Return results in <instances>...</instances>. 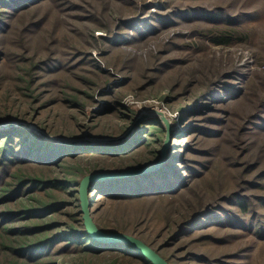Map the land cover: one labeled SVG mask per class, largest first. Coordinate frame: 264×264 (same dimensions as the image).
Wrapping results in <instances>:
<instances>
[{"label": "rangeland", "instance_id": "374dc122", "mask_svg": "<svg viewBox=\"0 0 264 264\" xmlns=\"http://www.w3.org/2000/svg\"><path fill=\"white\" fill-rule=\"evenodd\" d=\"M169 133L160 169L95 186L96 225L168 264H264V0H0V264H150L85 239L79 188Z\"/></svg>", "mask_w": 264, "mask_h": 264}, {"label": "water", "instance_id": "95a60500", "mask_svg": "<svg viewBox=\"0 0 264 264\" xmlns=\"http://www.w3.org/2000/svg\"><path fill=\"white\" fill-rule=\"evenodd\" d=\"M135 128H131L123 137L118 140H110V142H123L127 140ZM170 132V131H169ZM91 141V140H90ZM64 144H71L68 140H62ZM170 143V133L167 136L164 149L161 153V160L154 166L143 170H129L127 172L120 173H99L87 175L80 183L79 196L81 204V214L83 215L84 225L88 236L95 242L106 245H126L134 249L140 255L145 257L152 264H168L155 250L146 245L142 240L128 234L105 232L101 230L92 217V202L91 192L93 191L92 185L97 182L126 179L133 176L143 175L153 170L160 169L165 162L168 146Z\"/></svg>", "mask_w": 264, "mask_h": 264}, {"label": "trees", "instance_id": "16d2710c", "mask_svg": "<svg viewBox=\"0 0 264 264\" xmlns=\"http://www.w3.org/2000/svg\"><path fill=\"white\" fill-rule=\"evenodd\" d=\"M152 125H156V124H152ZM27 134H25V133H23V134H18V137L20 138V139H23V140H25L26 138H27ZM12 136H8V135H6V138H5V140H3V143L6 145V149L5 150H7V152H5V153H3V158H4V161H6L7 159H10V157H12V155L11 154H13V145L15 144V140L13 139V138H11ZM29 138V137H28ZM30 139V138H29ZM36 140H37V142H36ZM39 141H41V139L40 138H38V137H36V138H34L33 140H32V142H34V144L30 147V149L32 148V150H34L33 152L35 153V151H37V149L39 150L36 154H34L32 157H38V155L40 154V153H43V152H41L40 151V147H43V144L41 143V142H39ZM36 143V144H35ZM126 141L125 142H123L122 144H121V146H119L118 147V150H125V145H126ZM34 146V147H33ZM107 150H105V151H109V149H111V148H106ZM113 150V149H112ZM115 151V150H114ZM117 151V150H116ZM39 157H41V156H39ZM37 159H39V158H37ZM48 160H50V158L48 159ZM40 161H45V158L44 159H42V160H40ZM139 177H143V176H133L132 178H139ZM82 178H85V175H83L82 176ZM131 178V177H130ZM130 178H126V179H130ZM83 180V179H82ZM117 181L118 180H121V179H116ZM36 181H37V183H41L42 181L40 180V179H36ZM122 181V180H121ZM120 182V181H119ZM71 183H73V185H78L76 182H71ZM68 184H69V182H68ZM97 184H99V182H97V183H94L93 185H92V187L93 188H95V186L97 185ZM94 191V190H93ZM92 193V192H91ZM53 206V204H47V203H42V205L41 206H35L36 208H29V213H30V215H28L29 217H44L45 215H52V214H54V213H56L58 210L56 209V208H53L52 207ZM40 207V208H39ZM37 229H39V228H34L32 231H37ZM50 228H49V226L48 225H45V226H41L40 227V230H39V232H46V231H48ZM84 232H85V230H84ZM33 233H37V232H33ZM76 236H77V233H79V232H73ZM86 233V232H85ZM86 235H87V233H86ZM87 238H85V239H87V240H89V241H94L93 239H89L88 237V235L86 236ZM94 243L95 244H98L97 242H95L94 241ZM114 245V244H113ZM108 246H110V247H112L111 245H108ZM125 247L126 248H129V249H131V250H133V251H135L134 249H132V248H130L129 246H126L125 245ZM116 251H118L119 252V250H116ZM138 253V252H137ZM150 264H152L151 262H149Z\"/></svg>", "mask_w": 264, "mask_h": 264}]
</instances>
